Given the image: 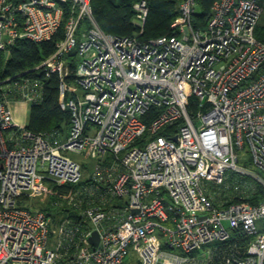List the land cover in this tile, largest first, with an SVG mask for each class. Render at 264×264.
Here are the masks:
<instances>
[{
	"label": "built area",
	"instance_id": "obj_1",
	"mask_svg": "<svg viewBox=\"0 0 264 264\" xmlns=\"http://www.w3.org/2000/svg\"><path fill=\"white\" fill-rule=\"evenodd\" d=\"M183 3L172 24L177 37L142 42L104 33L91 0H0L7 58L19 40L43 43L64 30L35 70L58 74L60 105L72 113L62 142L57 132L19 125L0 100V264H128L131 249L137 264H215L216 244L231 243L234 234L241 247L220 264H264V201L218 198L221 190L245 193L227 185L229 171L264 188L256 172L264 173V42L256 36L262 9L258 0H218L202 31L193 21L198 0ZM64 5L73 11L66 22ZM135 9L137 25H145L147 2ZM85 20L92 27L81 33ZM77 53L72 85L63 58ZM34 82L19 92L31 103L42 99ZM245 151L255 172L240 165ZM64 152L95 160L94 188L65 196L81 218L68 217L58 233L46 212L19 204L48 183L81 182L85 166ZM94 194L99 199L83 205ZM113 201L120 205L107 210Z\"/></svg>",
	"mask_w": 264,
	"mask_h": 264
},
{
	"label": "trees",
	"instance_id": "obj_2",
	"mask_svg": "<svg viewBox=\"0 0 264 264\" xmlns=\"http://www.w3.org/2000/svg\"><path fill=\"white\" fill-rule=\"evenodd\" d=\"M141 1H146L149 8V14L144 27V34L141 39L143 41H149L164 36H175L176 33L171 29V25L179 16V6L183 0H91L94 19L99 28L107 34L118 37L134 36L140 31V27L137 25L136 21L137 11L135 10V5ZM216 1L218 0H198L199 8L197 10V17L202 19V21L207 19L210 15V9ZM258 1L264 4V0ZM64 10V19L66 22L73 11L72 8H68V5H64ZM75 12L76 14L78 13V11ZM90 27H92V23L85 20L80 28L81 33ZM62 32L64 33L63 29H61L60 34L56 36L55 39L43 43H35L30 40H19L13 47L8 49L10 52L8 58L6 57L5 52L0 51V82L13 78V80L6 83L5 86H16L15 83L21 82V80L35 81V83H38V86L42 91V99L39 103L33 105L30 115V123L27 127L28 130L36 134H50L58 131L66 132L71 126V111L69 109L63 110L60 105L61 81L58 74L47 76V73H45L44 70H35V68L39 67L54 54L58 41L63 38ZM257 38L264 42V36H262V34L258 33ZM68 66L71 75L68 79L70 82L74 79L77 60L71 58ZM1 90L2 93H0V100H5V102L8 103L9 98L3 99L5 91L3 89ZM5 90L8 91L7 89ZM17 96L19 97V94ZM154 111L156 110H153L152 113H154ZM195 112L196 107L193 105L192 109L190 108L189 110V114L192 116V113ZM176 129L177 128H170L169 131L176 132ZM147 136L148 134L145 135V137ZM143 142L144 139L137 142L136 145L142 146ZM256 172H258V174L264 179V173L262 171L257 170ZM246 179L250 181V178L246 177ZM241 182L239 181L238 176H229L227 179V185L232 189L234 186L237 187L241 185L245 193L236 194L231 193L230 191L224 192V190H221L219 191L218 198L229 204L246 201L252 205H259L264 201V188L260 183L256 181L250 182V188L247 191L246 186ZM52 187L54 188V199L51 198L50 202L44 204L41 207L42 211L54 218L57 217V215L73 211L55 209V205H59V202H62V199L59 200L57 197L67 196L71 193L72 186L66 185L64 187ZM98 199L99 194H94L93 196H86L84 201L90 203L93 202V200L97 201ZM116 202L117 201H113L112 203L115 204ZM112 207L116 206L109 204L106 206V209H112ZM71 215H73L75 221H80L81 217L79 216V211L72 212ZM239 240H241L240 236L234 234L231 243H217V247L222 248L215 254V264L222 263L224 257L227 258L230 256L229 254L235 253V250L241 247L240 245L242 242Z\"/></svg>",
	"mask_w": 264,
	"mask_h": 264
},
{
	"label": "rangeland",
	"instance_id": "obj_3",
	"mask_svg": "<svg viewBox=\"0 0 264 264\" xmlns=\"http://www.w3.org/2000/svg\"><path fill=\"white\" fill-rule=\"evenodd\" d=\"M141 2H143V1H141ZM141 2H139V3H141ZM183 2H184V0L181 2L180 6H179V9L181 8V5H184ZM139 3H137V4H139ZM259 4H260L261 9H262V15L260 17V20H259L258 25H257V28H256V36H258V33H260V34H262V36H264V4L262 2H260V1H259ZM211 9H212V7H211ZM211 9H210V12H209L210 15H211ZM148 14H149V11H148ZM138 15L139 14H138V11H137L136 19H138ZM179 15H180V12H179ZM210 15H209V17H210ZM209 17L207 19H205L204 21H202V19H199L197 17V15H196L193 18L194 19L193 21L195 22V25L194 26H197L196 24H198V26H200V30H202V31L207 30L206 29V22L209 19ZM178 19H179V16L173 21L172 24L174 25L175 23H177L179 21ZM146 21H147V19H146ZM173 25H171V29H172ZM81 27H82V23L80 24V28ZM140 27H141V29H144L145 25H143V22H142V24H140ZM82 29H85V28H82ZM177 35H178V33L175 34V37H177ZM168 37H170V36H168ZM171 37H174V36H171ZM78 56H79L78 53L76 55H74V56H71L69 54L67 57L63 58V62L65 63L66 66H68L70 59L71 58H75L77 60L79 58ZM75 72L77 74V70H75ZM12 80H13V78H12ZM26 81L27 80H24L22 83H19V82L15 83V82H13V83L16 84V86H14V85L5 86L6 83L3 84V86H0V93H2V90L1 89H3L5 91L6 98H9L8 104L10 103L11 98L13 96H16V98L19 101H24V102L26 101L25 99H20L17 96L18 95L17 93H19V92L22 91V90L20 91V88L25 85ZM74 82H75V79L71 81V84L73 85ZM5 89H7L8 91H6ZM27 103H28V101H27ZM37 103H39V101H37L35 103L29 102L28 104H29L30 107H33V105H36ZM24 119H25V117H24ZM69 130L66 131V132L65 131L64 132L63 131H58L57 132V133H59L60 140H62V142H64L67 134L69 133ZM64 154H66L68 157H70V158H72L74 160H77L78 162H80L81 164H83L85 166V171H84V177H83V179L81 180V182L78 185L72 186L71 193H69L67 196H70V195L74 194L78 190H84V188H90V187H93L94 188L91 175H92L93 170H94L95 160L92 159L91 156L88 155V154H86V153H83L82 155H77V154H74V153L64 152ZM240 156H241V159H242V162L240 163V165H242V166H244V167L252 170L253 172H255V169L256 168L253 166V164L251 162V156H250V154H248L247 151H245V152H241L240 153ZM234 175L239 177V181L240 182L242 181L241 183L246 186V190L248 191V189L250 188V182H254V181L252 179H250V181H249V180L246 179V177H242L239 174H236L235 172H232V171H229L228 172V177L229 176L230 177H233ZM53 190H54V188L48 183V185H47V191L41 192V193L37 194L36 196L31 197V198L28 197V198L20 199V204L19 203L18 204L21 207L30 208V210H32V211H42L41 207L44 204H47L48 202H50L51 198L54 197ZM57 198L59 200L62 199V202H59V205H55L56 206L55 209H57V210L58 209H64V210H69V211L70 210H73V211H70V212H67V213H63L62 215H57V217H55V218L52 217L53 220H54V228L55 229H58V233H59V231L62 228V226L66 223V220L65 219H67L68 217H72L73 218V215H71V214H72V212L74 213V212L77 211V209H76L77 206H75V204H72V206H70L69 204H67V199H66L67 197H65V196L64 197L61 196V197H57ZM85 204H86V202L83 200V205H85ZM57 236H58V234H57ZM57 236L55 237V239L57 238ZM211 246H214V244L211 245ZM135 259H136V254L131 249L130 250L129 257L127 259V263L128 264H137Z\"/></svg>",
	"mask_w": 264,
	"mask_h": 264
},
{
	"label": "crops",
	"instance_id": "obj_4",
	"mask_svg": "<svg viewBox=\"0 0 264 264\" xmlns=\"http://www.w3.org/2000/svg\"><path fill=\"white\" fill-rule=\"evenodd\" d=\"M22 82L23 81L21 80V82H19V83H22ZM34 84H35V82H34ZM35 89L38 91L39 94L40 93L42 94V91H41V89H40V87L38 85L35 86ZM18 94H19V97L21 96L20 99H24V98H22V95L20 93H18ZM28 103H27V101H25V102L24 101H19L16 97H13L11 99L10 103H9V106H10V108L12 109V111L14 113L16 122L19 125L23 126V127H28L29 123H30V115H31L32 107H30ZM24 117H25V119H24ZM68 134H67V136H68ZM67 136H66V138H67ZM66 138H65V140H66ZM8 146H10V148H12L11 144L8 145ZM115 204L112 203L110 205L117 207L118 205H120V202H116ZM99 241H100V238H99ZM95 247H97V246H95Z\"/></svg>",
	"mask_w": 264,
	"mask_h": 264
},
{
	"label": "water",
	"instance_id": "obj_5",
	"mask_svg": "<svg viewBox=\"0 0 264 264\" xmlns=\"http://www.w3.org/2000/svg\"><path fill=\"white\" fill-rule=\"evenodd\" d=\"M174 141H176V139H174ZM136 213V212H135ZM91 243L94 245V246H98L99 244V234L97 232H95L93 234V236L91 237L90 239Z\"/></svg>",
	"mask_w": 264,
	"mask_h": 264
},
{
	"label": "bare ground",
	"instance_id": "obj_6",
	"mask_svg": "<svg viewBox=\"0 0 264 264\" xmlns=\"http://www.w3.org/2000/svg\"><path fill=\"white\" fill-rule=\"evenodd\" d=\"M136 10V9H135ZM137 11V10H136ZM140 31L138 32V33H136L134 36H136L138 39V41H142V42H146V41H143L142 39H141V37H142V35L144 34V29H139ZM172 30H174V32L175 33H177V30H175V29H172ZM105 33V32H104ZM133 37V36H132Z\"/></svg>",
	"mask_w": 264,
	"mask_h": 264
}]
</instances>
